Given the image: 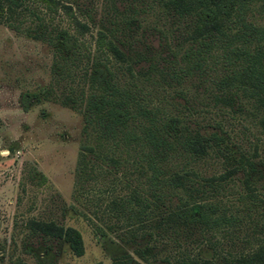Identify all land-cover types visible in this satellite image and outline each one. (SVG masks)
<instances>
[{
    "label": "trees",
    "instance_id": "16d2710c",
    "mask_svg": "<svg viewBox=\"0 0 264 264\" xmlns=\"http://www.w3.org/2000/svg\"><path fill=\"white\" fill-rule=\"evenodd\" d=\"M27 1L39 3L48 15L61 9L69 25L52 27L37 14L30 25L22 24L26 16L11 19L23 14L15 11ZM158 5L169 54L159 56L160 66L149 60L137 72L120 47L128 41L117 34L130 29L132 15L122 25L112 20L97 29L90 42L84 38L89 25L70 4L0 0V17L8 26L51 49L49 79L40 91L81 116L86 141L73 167V203L67 207L76 214L91 212L99 220L87 218L96 233L108 230L134 243L131 250L141 262L123 254L118 257L123 263L264 264V188L251 158L255 148L251 154L232 149L218 120H190L198 111L194 96L201 93L225 112L260 111L264 123V0H158ZM152 6L150 1L147 8ZM134 7L132 14L138 12ZM80 12L92 19L87 10ZM157 86L173 87V95L159 94L152 88ZM28 99L21 97L23 107ZM178 104L186 114L171 112ZM36 171L31 167L29 176ZM25 228L62 240L74 255L83 253L81 233L72 225L30 219Z\"/></svg>",
    "mask_w": 264,
    "mask_h": 264
},
{
    "label": "rangeland",
    "instance_id": "374dc122",
    "mask_svg": "<svg viewBox=\"0 0 264 264\" xmlns=\"http://www.w3.org/2000/svg\"><path fill=\"white\" fill-rule=\"evenodd\" d=\"M61 1L70 4L78 18L87 22L84 38L90 42L97 29L110 26L112 20L122 25L121 20L132 15L128 19L130 29L117 34L128 41L120 47L131 56L132 68L137 72L145 70L149 60H156L160 66L159 56L169 54L162 45L160 29L165 19L158 12V0ZM150 1L153 6L147 8ZM132 6L137 8V13L132 14ZM79 8L87 10L92 19L88 20ZM20 11L23 14L11 19L26 16L22 24L30 25L37 21V14L52 27L69 25L64 11L58 9L48 15L35 1H27L25 8L15 12ZM4 20L0 17V264H133L120 261L118 257L123 254L140 261L131 250L134 243H124L108 230L104 234L96 233L87 218L99 220L91 212L76 214L67 207L73 203V167L80 144L86 141L81 131V116L69 105L47 98L40 91L49 79L50 47L8 26ZM171 40L173 46L174 39ZM152 88L159 94L174 92L173 87H166L165 91L158 86ZM26 94L29 99L23 107L21 97ZM194 97V108L198 111L191 114L190 120L199 123L218 120L228 134L232 149L251 154L255 148L251 158L261 171L259 186L264 188L261 112L251 107L241 112H225V108L208 103L201 93ZM173 101L182 104L180 97L174 96ZM181 104L176 105L177 110L171 107V112L182 109L186 114ZM31 167L37 169L33 176H29ZM39 173L44 180L38 179ZM30 219H53L77 228L83 240V253L72 254L60 239L29 234L25 222Z\"/></svg>",
    "mask_w": 264,
    "mask_h": 264
}]
</instances>
